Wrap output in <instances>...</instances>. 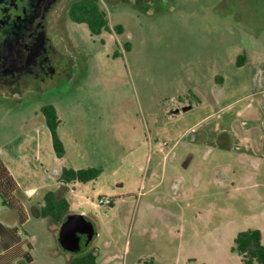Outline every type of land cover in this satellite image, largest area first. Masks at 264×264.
<instances>
[{
	"label": "rangeland",
	"instance_id": "1",
	"mask_svg": "<svg viewBox=\"0 0 264 264\" xmlns=\"http://www.w3.org/2000/svg\"><path fill=\"white\" fill-rule=\"evenodd\" d=\"M100 1L110 27L121 25L123 34L94 36L70 20L60 25L67 38L53 35V41L68 71L0 90V148L45 127L42 108L52 105L66 166L102 170L96 180L73 182L66 192L71 213L84 212L94 223L101 256L111 242L113 264H244L233 251L238 235L258 230L264 243V153L261 169L248 177L238 155L212 149L210 135L197 143L189 135L178 143L167 135L229 125L224 107L249 92L250 66L264 63V0H150L131 7ZM195 98L202 104L180 117L165 114L175 100ZM242 99L257 107L264 93ZM188 149L195 150L193 165L176 172L169 157L162 167L168 152L183 164ZM150 161L159 171L154 182ZM226 163L237 179L218 184L216 167ZM199 168L204 176L197 180ZM174 175L183 181L176 196ZM152 184H159L154 194L162 195L160 208L183 214L179 222L168 217L161 224L149 213ZM102 196L113 205L101 206ZM38 225L42 243H52L63 258L79 256L63 251L45 222Z\"/></svg>",
	"mask_w": 264,
	"mask_h": 264
},
{
	"label": "crops",
	"instance_id": "2",
	"mask_svg": "<svg viewBox=\"0 0 264 264\" xmlns=\"http://www.w3.org/2000/svg\"><path fill=\"white\" fill-rule=\"evenodd\" d=\"M250 67L252 68L249 75V92L242 98H250L255 90L264 93V63H257ZM251 90L254 91L250 93ZM242 98L241 100L228 102V105L224 107L227 110L225 117L226 122L229 121V125H226L223 129L215 130L212 128L211 131L199 132L196 135H193V133H190V129H187L176 136L167 135V131L166 134L161 136L167 135L173 140L177 139L178 143L179 140H185L189 135L191 141L197 143L207 141L210 135L213 141V150L219 147L224 151L234 152L239 156L242 168L248 171L247 176L253 177L262 167L260 154L264 153V100H259L258 106H254V108L252 100H243ZM244 101L246 104H243ZM201 104V100H198V98L187 100L180 105L175 104L176 106L172 110L167 109L165 114L169 118L175 119L183 115L182 108L190 106L191 109H194ZM158 137L160 138L159 135ZM156 143H158V139ZM150 146L153 150V139L150 140ZM186 152L189 154L188 160L183 164L180 163L179 158L170 156L171 152H168L162 167L168 166L167 160L169 157L172 164L171 169L176 172L181 166L185 168L193 165L195 150L188 149ZM0 159L8 172V176L3 179L5 187L0 192V225L2 226L0 228V264H59L57 260L60 258L65 260L63 264H70L75 257L63 258L59 250L51 245L52 243L48 244L50 247L42 243L38 223H46V229L52 238L59 235L60 227L58 223L51 218L40 217L45 195L51 191L58 198L66 199L69 184H64L60 180L63 169H83L72 166L67 167L65 159L57 157L53 147L52 134L47 125L41 129H32L20 138L1 147ZM148 170L150 180L152 182L156 181L159 171L152 166V161L148 165ZM234 172L233 165L226 163L217 166L214 174L215 182L226 184L229 181H236L237 178ZM197 174V180L204 176L201 168L197 169ZM173 180H175L173 189L176 196L179 194L183 181L181 182L177 175H174ZM197 180L195 181L198 183ZM158 186L159 184H152L149 192L150 198L146 200L145 206L149 208V213L156 219L158 218L161 224L163 222L168 223V217L175 218L179 222L180 217H183L182 213L179 215V211L160 208V203L163 200L162 195L154 194ZM69 215H72L70 210ZM82 215H84V212ZM97 236L92 247H90L91 252L97 257V263L113 264L117 255L111 249V242L105 246L106 252L101 256L100 250L95 246ZM153 260L154 264H172Z\"/></svg>",
	"mask_w": 264,
	"mask_h": 264
},
{
	"label": "flooded vegetation",
	"instance_id": "3",
	"mask_svg": "<svg viewBox=\"0 0 264 264\" xmlns=\"http://www.w3.org/2000/svg\"><path fill=\"white\" fill-rule=\"evenodd\" d=\"M78 1L0 0V90L23 81L29 84L32 78L48 82L68 71V60L61 56L53 35L67 38L66 27L60 25L72 21L70 12ZM109 1L114 6L131 7L150 0ZM85 241L83 236V245Z\"/></svg>",
	"mask_w": 264,
	"mask_h": 264
},
{
	"label": "trees",
	"instance_id": "4",
	"mask_svg": "<svg viewBox=\"0 0 264 264\" xmlns=\"http://www.w3.org/2000/svg\"><path fill=\"white\" fill-rule=\"evenodd\" d=\"M72 21L86 24L92 35H101L104 31L114 30L117 34L123 33L121 25L113 28L109 25L108 13L101 9L97 0H80L70 12ZM46 125L51 131L53 147L59 159L64 158V145L58 135V127L61 123L54 106L46 105L42 108ZM102 174L99 168L74 170L64 168L60 177L61 182L70 184L73 182L88 183L96 180ZM8 172L0 159V192L5 187L3 179ZM70 205L64 198H58L54 192H48L44 198V206L41 208V218H51L56 223L62 224L69 216ZM2 226L0 225V228ZM260 231H248L238 235L233 251L238 253L244 264H264V243ZM70 264H98L96 255L91 251H83L75 257ZM148 264V263H145ZM151 264V263H150ZM154 264V263H152Z\"/></svg>",
	"mask_w": 264,
	"mask_h": 264
},
{
	"label": "water",
	"instance_id": "5",
	"mask_svg": "<svg viewBox=\"0 0 264 264\" xmlns=\"http://www.w3.org/2000/svg\"><path fill=\"white\" fill-rule=\"evenodd\" d=\"M190 109V106H186L182 108V111L185 112ZM96 235V228L92 221L82 214H72L62 223L58 242L65 252L80 254L90 247ZM83 236H86L84 245Z\"/></svg>",
	"mask_w": 264,
	"mask_h": 264
},
{
	"label": "built area",
	"instance_id": "6",
	"mask_svg": "<svg viewBox=\"0 0 264 264\" xmlns=\"http://www.w3.org/2000/svg\"><path fill=\"white\" fill-rule=\"evenodd\" d=\"M99 204L103 207H106V206H111L113 205V201L111 198H108V197H101L99 199Z\"/></svg>",
	"mask_w": 264,
	"mask_h": 264
}]
</instances>
